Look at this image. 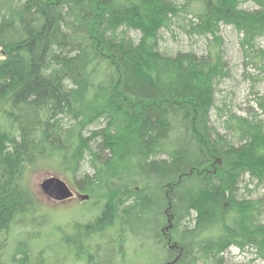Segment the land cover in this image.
Returning a JSON list of instances; mask_svg holds the SVG:
<instances>
[{"label": "trees", "instance_id": "16d2710c", "mask_svg": "<svg viewBox=\"0 0 264 264\" xmlns=\"http://www.w3.org/2000/svg\"><path fill=\"white\" fill-rule=\"evenodd\" d=\"M253 1L0 0V264H52L60 249L128 264L140 234L173 264H237L225 257L232 245L264 260V195L242 198L239 187L246 175L264 184V121L219 110L220 133L210 118L221 24L264 71V0ZM182 13L196 17L192 34L213 37L208 55L159 51ZM255 101L264 116V96ZM85 163L92 174L78 172ZM35 167L92 200L73 234L44 240L33 227Z\"/></svg>", "mask_w": 264, "mask_h": 264}, {"label": "rangeland", "instance_id": "374dc122", "mask_svg": "<svg viewBox=\"0 0 264 264\" xmlns=\"http://www.w3.org/2000/svg\"><path fill=\"white\" fill-rule=\"evenodd\" d=\"M172 1L182 3L184 0ZM241 5L248 10H253L257 7L253 0H242ZM180 15L183 23L178 22L177 18H172L173 21L170 22V27L160 31V36L157 41L159 51L172 56L178 53L188 52H192L198 56L208 55V50L212 44L213 37L211 35L202 36L192 34L189 26H187L189 25L188 20L192 19L196 22V17L192 14L187 16L184 15V13ZM129 35L134 39L139 37V34L134 31H129ZM218 35L220 36L221 41L220 49L222 53V62H224L225 67L224 75L221 76V79H219L215 85L214 106L210 111V118L212 125L215 126L220 133H225L223 121L226 117H220L218 115L219 110L229 111L228 113L232 112V114L249 118H251V116H257L258 119L264 121V116L261 115L262 111L255 101L257 96H264V71H262L261 68L259 69L256 65L249 63V60L240 45L242 35L231 25L221 24ZM257 46L264 47V39H259ZM2 56L4 57V53L0 49V58H2ZM78 172L82 173V175L92 174V168L88 163H85L83 164L82 169ZM80 173H78L79 177L81 176ZM52 175L56 176L57 173L48 170L45 167H35L27 172L29 186L36 194L39 205V208H37L38 219L36 220L38 223L33 227L36 228L37 231L44 233L42 238L44 240L50 238L51 231L56 236L53 239L62 238L64 234H73L74 223L86 219L89 216V213L92 212V206L87 205L92 202V200L89 201V199L73 198L72 200L57 202L46 197L42 192L40 184L46 177ZM244 179L239 185L241 192L240 196L242 198L249 199L264 195V184L257 185L258 182L256 180H251L247 175L244 176ZM72 186L76 188L74 183ZM193 219L194 218L192 217L191 220ZM51 226L54 230L51 229ZM129 239L130 240L127 243L129 254L127 251L123 252V256L127 258L126 262L128 264H160L162 262L165 264L167 262L164 261L167 259L165 254L163 255L162 253L157 258L155 252L152 254V250H146L147 247L144 243H150V241L145 240L141 234L138 236L134 235ZM35 240L37 241H33V243L35 242L38 244L39 238ZM169 242L173 244L171 239H169ZM11 243L14 244L13 239ZM161 243H163V240ZM136 246L139 249L135 251L134 249ZM228 251L229 254H225V257L228 259L229 263L264 264V260L257 257L254 252H243L238 249L237 245H232ZM182 252H184V250H182ZM66 253L67 250L60 249V254L50 258V263L87 264L85 261H81L82 263L74 260L72 261V257H63ZM125 253H127V255ZM199 264L202 263L200 262Z\"/></svg>", "mask_w": 264, "mask_h": 264}, {"label": "water", "instance_id": "95a60500", "mask_svg": "<svg viewBox=\"0 0 264 264\" xmlns=\"http://www.w3.org/2000/svg\"><path fill=\"white\" fill-rule=\"evenodd\" d=\"M40 187L42 192L50 199L55 201H67L72 199L75 194L78 195L82 199H88L89 196L80 195L68 185L66 181L58 176H49L45 178Z\"/></svg>", "mask_w": 264, "mask_h": 264}, {"label": "bare ground", "instance_id": "6f19581e", "mask_svg": "<svg viewBox=\"0 0 264 264\" xmlns=\"http://www.w3.org/2000/svg\"><path fill=\"white\" fill-rule=\"evenodd\" d=\"M251 188H252V187H251ZM131 203H132V202H131ZM163 226H164V225H163ZM21 227H22V226H21ZM21 227H20V228H21ZM174 243H175V242H174ZM174 243H173V244H174ZM165 244H166V243H165ZM233 246H234V245H233ZM169 248H170V247H169ZM3 252H4V251H3ZM175 260H176V259H175ZM211 260H212V259H211ZM167 264H173V262H167ZM241 264H242V263H241ZM259 264H260V263H259Z\"/></svg>", "mask_w": 264, "mask_h": 264}]
</instances>
